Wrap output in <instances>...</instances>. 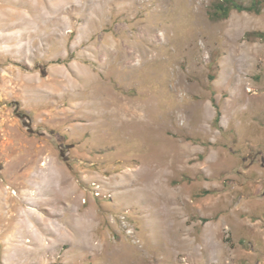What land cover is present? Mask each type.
<instances>
[{
	"label": "rangeland",
	"instance_id": "rangeland-1",
	"mask_svg": "<svg viewBox=\"0 0 264 264\" xmlns=\"http://www.w3.org/2000/svg\"><path fill=\"white\" fill-rule=\"evenodd\" d=\"M216 1L0 0V264H264V0Z\"/></svg>",
	"mask_w": 264,
	"mask_h": 264
},
{
	"label": "bare ground",
	"instance_id": "bare-ground-1",
	"mask_svg": "<svg viewBox=\"0 0 264 264\" xmlns=\"http://www.w3.org/2000/svg\"><path fill=\"white\" fill-rule=\"evenodd\" d=\"M161 40V39H160ZM162 42V41H161ZM162 64V63H161ZM96 100V99H95ZM95 104V103H94ZM93 104V105H94ZM140 112L142 113V110H140ZM123 115L122 114H119V118L121 119H125V118H127L128 120H130L131 122L132 121H134L135 119H134V117L137 115V117L139 116L138 115V111H135L134 109H131V108H126L123 112ZM140 114V113H139ZM87 115V114H86ZM89 115V114H88ZM94 116V115H93ZM96 138V137H95ZM55 164V163H54ZM174 165V164H173ZM57 171V170H56ZM46 176V175H45ZM31 177V176H30ZM54 177V176H53ZM29 178V176L27 175L26 176V179H28ZM48 178V177H47ZM52 180H53V178H52ZM48 181V180H47ZM50 181H51V179H50ZM55 181H56V183H57V185L56 186H58V191H59V193H60V195L61 196H57L58 197V199H57V202H59L58 204H62V199H64V201H63V204H64V208L68 211V210H70V204L71 203H79V196L76 194V193H74V188L72 189V188H70V185H69V181H68V179L66 178V176H65V174H64V172L63 171H61L60 173L59 172H56L55 173ZM24 184V183H23ZM47 184V183H46ZM53 184H55V183H53ZM53 184H50V185H53ZM26 185V184H25ZM54 188V187H53ZM56 188V187H55ZM76 195V196H75ZM41 196V195H40ZM8 197H10L9 195H8ZM6 200H7V198H6ZM38 201V200H37ZM51 204H52V202L50 203V206H51ZM58 204H56V202H55V206H58ZM54 206V203H53V207H55ZM60 206V205H59ZM57 208V207H56ZM173 210H176V207L173 209ZM65 211V210H64ZM13 215V214H12ZM15 215V214H14ZM49 217H55V215L52 213H48L47 214ZM29 216V215H28ZM52 219V218H51ZM24 220H26V219H24ZM54 220V219H53ZM78 220L80 221V222H82L83 224H84V226H86L85 224H87V223H85V221H84V218H78ZM29 221H32V219L30 220V219H28L26 222L27 223H23V226H22V228H24V233H32V231H31V228H28L27 227V224L29 223ZM38 223H39V225H42L43 227H45V229L46 230H48V232L50 233H72V232H68V231H65L64 229L65 228H62L61 230H59V231H57V229L54 227V224L53 223H50V222H47L48 220L47 219H44V218H39V219H37L36 220ZM89 221V220H88ZM89 223H91V221H89ZM79 225H81V223L79 224ZM88 225H90V224H88ZM56 229L55 231H54V228ZM58 227V226H57ZM82 227V226H81ZM90 227V226H89ZM17 228V227H16ZM59 228V227H58ZM80 228V227H79ZM84 228V227H83ZM87 229V228H86ZM23 230V229H22ZM53 230V231H52ZM82 231H83V229H82ZM87 231H89V230H87ZM20 232H22V231H20ZM74 232V231H73ZM179 232V231H178ZM76 233H82V232H76ZM90 233V232H89ZM82 235V237L83 238H85L84 236H83V233L81 234ZM65 236V235H64ZM83 244H85V243H83ZM84 246H86V245H84ZM88 247V246H87Z\"/></svg>",
	"mask_w": 264,
	"mask_h": 264
},
{
	"label": "trees",
	"instance_id": "trees-1",
	"mask_svg": "<svg viewBox=\"0 0 264 264\" xmlns=\"http://www.w3.org/2000/svg\"><path fill=\"white\" fill-rule=\"evenodd\" d=\"M233 11L255 12L258 14L260 13L259 4L257 1H254V3L251 6H245L234 0H217L213 5L212 11L210 12V17L216 21L225 20L230 17ZM249 36H257V38L264 39V33H255ZM220 118H221L220 112L217 111V115L215 118L216 124L220 122Z\"/></svg>",
	"mask_w": 264,
	"mask_h": 264
}]
</instances>
